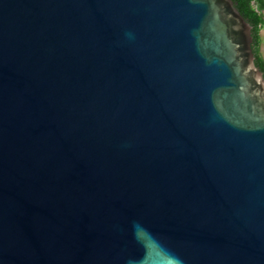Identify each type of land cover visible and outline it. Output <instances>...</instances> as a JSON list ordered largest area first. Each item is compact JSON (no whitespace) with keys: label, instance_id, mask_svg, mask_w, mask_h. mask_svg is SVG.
Wrapping results in <instances>:
<instances>
[{"label":"water","instance_id":"95a60500","mask_svg":"<svg viewBox=\"0 0 264 264\" xmlns=\"http://www.w3.org/2000/svg\"><path fill=\"white\" fill-rule=\"evenodd\" d=\"M233 0H0V264H264V75Z\"/></svg>","mask_w":264,"mask_h":264},{"label":"trees","instance_id":"16d2710c","mask_svg":"<svg viewBox=\"0 0 264 264\" xmlns=\"http://www.w3.org/2000/svg\"><path fill=\"white\" fill-rule=\"evenodd\" d=\"M236 8L243 17L253 27V52L255 55L256 66L263 72L264 75V58L261 53V35L260 31L264 27V16L261 11L264 10V0H233Z\"/></svg>","mask_w":264,"mask_h":264},{"label":"rangeland","instance_id":"374dc122","mask_svg":"<svg viewBox=\"0 0 264 264\" xmlns=\"http://www.w3.org/2000/svg\"><path fill=\"white\" fill-rule=\"evenodd\" d=\"M261 13L264 16V10L261 11ZM260 35H261V39H262V43H261V53H262V56L264 58V27H262V29L260 31Z\"/></svg>","mask_w":264,"mask_h":264}]
</instances>
